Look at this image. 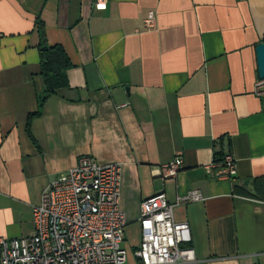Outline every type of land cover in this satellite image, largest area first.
<instances>
[{"label": "crops", "instance_id": "obj_1", "mask_svg": "<svg viewBox=\"0 0 264 264\" xmlns=\"http://www.w3.org/2000/svg\"><path fill=\"white\" fill-rule=\"evenodd\" d=\"M39 22L72 64L76 93L29 118ZM262 42L264 0H0V239L28 237L41 192L87 155L121 166L124 231L140 232L141 201L197 190L203 201L172 210L197 264H264V100L253 94ZM227 153L232 180L205 173ZM177 156L182 168L163 179L157 168Z\"/></svg>", "mask_w": 264, "mask_h": 264}, {"label": "built area", "instance_id": "obj_2", "mask_svg": "<svg viewBox=\"0 0 264 264\" xmlns=\"http://www.w3.org/2000/svg\"><path fill=\"white\" fill-rule=\"evenodd\" d=\"M107 0H96L104 5ZM143 27L154 30L155 14L149 12ZM255 97L264 100V80L256 79ZM182 168L179 156L157 168L165 180ZM215 169V171H213ZM218 180H232L234 160L230 154L205 167ZM121 166L101 164L82 155L75 165L41 192L31 209L33 230L28 237L0 239V264H197L189 227L173 218L174 207L204 200L193 190L169 203L163 193L139 205L140 242L129 263L123 248L126 220L119 208ZM264 205V200L260 201Z\"/></svg>", "mask_w": 264, "mask_h": 264}, {"label": "trees", "instance_id": "obj_3", "mask_svg": "<svg viewBox=\"0 0 264 264\" xmlns=\"http://www.w3.org/2000/svg\"><path fill=\"white\" fill-rule=\"evenodd\" d=\"M39 43L37 51L39 64L37 75L41 80V91L37 94V110L29 114V118L39 115L40 108L51 96H61L65 100L73 101L76 91L72 90L66 80L65 73L72 67L64 50L59 45H49L46 42L43 27L37 23ZM222 159V158H221ZM221 159L217 162H220Z\"/></svg>", "mask_w": 264, "mask_h": 264}, {"label": "rangeland", "instance_id": "obj_4", "mask_svg": "<svg viewBox=\"0 0 264 264\" xmlns=\"http://www.w3.org/2000/svg\"><path fill=\"white\" fill-rule=\"evenodd\" d=\"M140 232L138 233V230H135L133 227H126L124 231V243L122 244L123 248L127 250L128 254V262H130L131 256L133 258V253L131 250L132 245H135L139 242ZM134 259V258H133Z\"/></svg>", "mask_w": 264, "mask_h": 264}, {"label": "water", "instance_id": "obj_5", "mask_svg": "<svg viewBox=\"0 0 264 264\" xmlns=\"http://www.w3.org/2000/svg\"><path fill=\"white\" fill-rule=\"evenodd\" d=\"M255 64L257 77L260 80H264V42L258 44L255 47ZM264 106V102H263Z\"/></svg>", "mask_w": 264, "mask_h": 264}]
</instances>
